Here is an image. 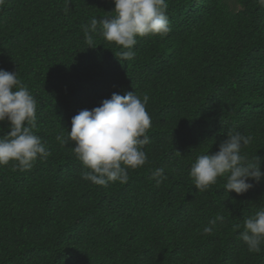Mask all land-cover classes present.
I'll return each instance as SVG.
<instances>
[{
    "label": "trees",
    "instance_id": "16d2710c",
    "mask_svg": "<svg viewBox=\"0 0 264 264\" xmlns=\"http://www.w3.org/2000/svg\"><path fill=\"white\" fill-rule=\"evenodd\" d=\"M170 32L137 37L134 59L83 28L115 13L113 0H3L0 69L17 71L37 101L36 127L50 155L30 169L0 166V264H264L239 238L264 209V178L243 194L225 177L198 192L189 176L229 130L264 172V6L257 0H167ZM149 97L147 162L107 187L57 135L112 93ZM0 122V135L10 129ZM157 168L167 177L159 185ZM217 214L210 234L203 229ZM239 226V227H237Z\"/></svg>",
    "mask_w": 264,
    "mask_h": 264
},
{
    "label": "clouds",
    "instance_id": "9594fccd",
    "mask_svg": "<svg viewBox=\"0 0 264 264\" xmlns=\"http://www.w3.org/2000/svg\"><path fill=\"white\" fill-rule=\"evenodd\" d=\"M264 6V0H257ZM3 3V0H0ZM114 15L97 19L84 26L85 40L94 47L90 33L99 32L109 43H115L121 51L119 59L131 60L137 37L166 35L170 32L167 0H113ZM149 97L128 91L121 95L112 93L101 101L100 106L84 109L71 119V129L57 135L62 147L71 143L72 152L81 162V178L93 184L107 187L109 183H126L128 170L137 169L147 162L144 146L149 144L148 130L151 117L146 111ZM37 101L17 76V71L0 69V122L7 121L10 129L0 135V166L10 162L19 170L30 169L37 158L44 160L50 155L32 129L36 127ZM251 135L229 130L227 139L213 154L199 155L190 167L189 176L198 192H203L225 177V192L243 194L253 187L251 181L264 178L258 157L251 161L241 154V149L252 142ZM152 178L159 185L167 177L163 168H157ZM217 214L203 231L210 234L216 222L223 221ZM239 227V226H237ZM239 238L248 246L249 252L259 253L264 243V209H260L243 223Z\"/></svg>",
    "mask_w": 264,
    "mask_h": 264
}]
</instances>
